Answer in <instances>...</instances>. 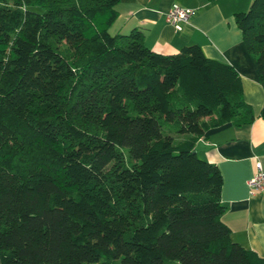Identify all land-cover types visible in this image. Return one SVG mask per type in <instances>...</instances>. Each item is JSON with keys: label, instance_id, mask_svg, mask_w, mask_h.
Wrapping results in <instances>:
<instances>
[{"label": "trees", "instance_id": "obj_1", "mask_svg": "<svg viewBox=\"0 0 264 264\" xmlns=\"http://www.w3.org/2000/svg\"><path fill=\"white\" fill-rule=\"evenodd\" d=\"M119 2L0 0V264H264L195 148L255 120L239 71L112 33ZM235 19L264 88V0Z\"/></svg>", "mask_w": 264, "mask_h": 264}, {"label": "crops", "instance_id": "obj_2", "mask_svg": "<svg viewBox=\"0 0 264 264\" xmlns=\"http://www.w3.org/2000/svg\"><path fill=\"white\" fill-rule=\"evenodd\" d=\"M253 0H120L119 16L111 32L130 33L138 28L153 50L174 54L190 44H199L205 54L233 65L243 81L245 100L256 118L251 124L233 123L212 127L196 144L198 155L215 162L223 175L221 199L226 207L223 220L231 238L264 256V194L250 192L248 180L256 161L264 165V88L254 57L248 51L235 14L249 9ZM174 4L194 9L177 29L166 19Z\"/></svg>", "mask_w": 264, "mask_h": 264}, {"label": "built area", "instance_id": "obj_3", "mask_svg": "<svg viewBox=\"0 0 264 264\" xmlns=\"http://www.w3.org/2000/svg\"><path fill=\"white\" fill-rule=\"evenodd\" d=\"M194 9L182 7L174 4L166 14V19L173 24L177 29H181L182 23L188 21ZM256 171L254 175L248 180L250 192L264 194V165L258 160L256 161Z\"/></svg>", "mask_w": 264, "mask_h": 264}, {"label": "rangeland", "instance_id": "obj_4", "mask_svg": "<svg viewBox=\"0 0 264 264\" xmlns=\"http://www.w3.org/2000/svg\"><path fill=\"white\" fill-rule=\"evenodd\" d=\"M114 33V32H113Z\"/></svg>", "mask_w": 264, "mask_h": 264}]
</instances>
